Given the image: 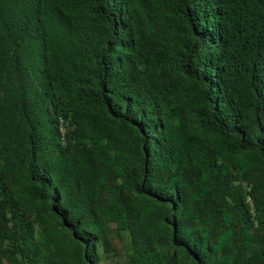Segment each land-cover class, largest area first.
Instances as JSON below:
<instances>
[{
  "label": "trees",
  "instance_id": "obj_1",
  "mask_svg": "<svg viewBox=\"0 0 264 264\" xmlns=\"http://www.w3.org/2000/svg\"><path fill=\"white\" fill-rule=\"evenodd\" d=\"M264 264V0H0V264Z\"/></svg>",
  "mask_w": 264,
  "mask_h": 264
},
{
  "label": "rangeland",
  "instance_id": "obj_2",
  "mask_svg": "<svg viewBox=\"0 0 264 264\" xmlns=\"http://www.w3.org/2000/svg\"><path fill=\"white\" fill-rule=\"evenodd\" d=\"M114 245L118 250H120L118 255L116 257H110L108 259H105L100 264H115L116 261H123L124 260L125 249L121 248V245L119 243H115Z\"/></svg>",
  "mask_w": 264,
  "mask_h": 264
}]
</instances>
